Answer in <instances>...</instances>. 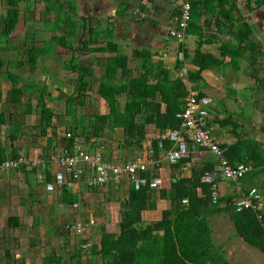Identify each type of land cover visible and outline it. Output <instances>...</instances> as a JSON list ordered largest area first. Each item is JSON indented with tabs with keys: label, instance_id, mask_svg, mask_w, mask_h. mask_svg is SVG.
<instances>
[{
	"label": "crops",
	"instance_id": "obj_1",
	"mask_svg": "<svg viewBox=\"0 0 264 264\" xmlns=\"http://www.w3.org/2000/svg\"><path fill=\"white\" fill-rule=\"evenodd\" d=\"M73 1L74 13L68 19L64 18L68 11L69 15L71 13L67 0L45 1L41 16L36 15L33 0H25L20 4L21 17L16 31L9 39H4L0 34L4 41H11L12 50L20 49L22 53L17 51V54L26 59V62L4 60V52V59L0 58V162L18 157L30 160L44 158L49 162L48 169L43 170L24 166L17 171H0V264H47L49 257H61L70 264L72 256L77 252L74 246L76 235L69 232L68 226L94 219L89 214L88 220H83L86 212L82 211V201L96 200V195L110 190L117 194H107L108 207L106 206L105 211H110L108 215L112 219L105 224L104 229L109 232L113 226L114 212L118 211V216L120 215L117 220L119 224L121 215L127 210L125 207L121 211L119 201L125 202L128 198L131 187L128 180L118 187L97 191L88 189L84 184L65 186L68 194L64 192L65 188L55 192L46 190V182L52 181L55 173L61 170L57 163L58 158L74 150L75 143L66 137L67 128L64 129L63 123L58 121L55 112L57 104L52 102L67 94L74 99V104L92 106L91 110L84 107L88 112L80 116L85 118L83 125L70 129L79 139L83 150L99 153L103 158L117 164L135 158L153 161L148 170L156 171L155 178L163 179L165 185L154 191L157 207L142 213L144 222L160 221L163 212L170 208L171 202L160 196L162 188H170L174 180L190 178L194 172L209 164L214 166L220 200L234 198L235 184L222 177L217 168L218 160L211 153L204 150L193 153L185 159L179 171L174 169V165L167 159V153L173 144L168 141L161 144L160 139L170 129L161 133L154 123H145L147 119L155 118L149 112H142L137 118L139 124L145 123L144 129L137 131L145 134L141 145H137L136 141L128 143V130L114 125L109 104L116 103L114 109L123 114L126 104L134 100L129 80L147 78L149 83L154 84L162 65L171 72L172 78H182L190 94L198 93L213 99L209 124L213 137L221 148L241 141H253L257 144L254 155L258 164L256 166L253 161L244 162L252 166L253 170L240 184L245 192L252 188L258 189L263 197L260 210L264 216V63L260 66L264 62V32L262 40L256 37V42L253 30L254 12L264 14V6L254 7V0H234L233 8L225 6L221 10L216 4L211 6L216 10L210 11L211 7L205 8L200 0H195L200 4L199 22L189 27V33L183 42H178L168 34L169 29L176 25L177 13L173 0ZM59 8L63 13L62 18L65 19L62 22L68 20L74 25L73 31L60 27L62 31H58L57 35L53 24L56 13L61 11H57ZM225 11H229L234 22L226 21ZM5 17L6 14L1 18L3 20L0 24ZM256 23L264 28V17L257 18ZM34 24L43 27L32 30L30 26ZM26 25V31L17 35L19 27ZM242 25L252 28L249 39L253 45L255 43L258 46L256 51L243 50ZM196 32L200 34L197 35ZM56 35L65 36V40L72 45L78 66L90 68L89 75L84 79L86 86L82 87L80 84L77 72L72 73L65 69L72 57V51L53 42ZM29 37H33V43H28L31 39ZM77 38L80 40L78 46L72 43ZM109 43L114 44L110 51H94V48L106 47ZM33 46L47 48V52L39 57L35 66L29 63V50ZM183 46L191 57L200 50L202 54H210L220 62L217 67L202 72L201 84L188 82L187 76L182 75L183 68L181 71L177 69L180 63L178 54L183 53ZM147 53L151 54L148 61L145 60ZM122 55L127 57L128 70H119L115 78H108V60ZM53 64L62 66L61 70L55 72ZM134 70L139 72L138 76H133ZM68 73L75 74L73 95L65 80ZM106 85L122 86L124 91L107 100L100 96V91ZM43 94L45 104L54 113L52 127L45 134L42 132L41 108L38 106ZM165 108L166 105L162 104V113ZM106 117L107 122L104 123ZM87 118H91V121L95 119L97 125L92 126L90 121L87 124ZM79 130L83 133H78ZM125 154L133 155L129 157L124 156ZM70 195L78 199L75 204L68 203ZM222 213L210 215L209 218ZM69 216L74 220H68ZM94 221L96 223L95 219ZM59 229H63L61 234L57 231ZM218 231L223 233L221 227ZM57 232L60 236L59 244L54 235ZM64 232H69L70 240ZM223 249L226 251V247L223 246ZM88 254L81 255V258L76 257L77 262L89 259L93 261V255Z\"/></svg>",
	"mask_w": 264,
	"mask_h": 264
},
{
	"label": "trees",
	"instance_id": "obj_2",
	"mask_svg": "<svg viewBox=\"0 0 264 264\" xmlns=\"http://www.w3.org/2000/svg\"><path fill=\"white\" fill-rule=\"evenodd\" d=\"M25 0H2L6 5V17L0 24V34L5 39H9L16 31L20 22L21 10L20 4ZM152 1V0H151ZM192 5V23L199 22L200 13L198 10L199 2L189 0ZM251 0H248L250 2ZM205 8L216 5L221 10L226 7L233 8L234 0H200ZM70 7L66 13L68 18L74 13V1L67 0ZM264 6V0H255L254 7ZM212 7L210 8L211 11ZM61 10L59 8L57 11ZM214 7L212 11H215ZM60 12L56 13V20L53 24L55 34L62 29L72 30L74 23L62 18ZM227 22H234L229 11H225ZM73 19V18H72ZM197 27V24H195ZM189 27L187 34L189 33ZM243 28V29H242ZM243 31L242 42L243 50L256 51L258 46L253 45L249 39L252 28L242 25ZM73 31V30H72ZM197 35L200 34V32ZM55 36L52 41L60 44L62 48L72 51V57L65 65V69L69 72L79 74V82L82 87L86 86L84 79L89 75L90 68L81 67L76 64V52L72 45L65 40V36ZM246 42V43H245ZM184 45V44H183ZM114 44L109 43L106 47H96L95 52L110 51ZM185 56V62L180 64L178 71L185 65L188 69L187 80L191 83L201 84L203 82L202 72L217 67L220 62L217 58L210 54H202L197 50L193 57L184 48H181ZM47 52V48L33 46L29 50V63L35 66L42 54ZM151 54L145 55L148 61ZM255 63V60H254ZM127 57L122 55L108 60L106 66V75L108 78H115L116 73L121 70H128ZM187 64L189 66H187ZM1 65V63H0ZM163 66V65H162ZM161 66L158 78L155 83H149L147 78L131 79L129 84L133 91L134 100L126 104L123 114L117 113L114 109L116 103H110L112 115L114 117V125L123 127L128 130V143L136 141L137 145H141L145 139V134L137 131L143 130L145 123H154L161 133L167 129L178 130L181 128V120L177 119V114L183 111L185 100L190 95V90L182 80V78H172L171 72ZM122 86L115 87L106 85L101 91L100 96L110 100L111 97L121 94L124 88ZM45 94L42 95L38 102L41 108L42 116V132L46 133L49 127H52L54 117L53 110L48 108L44 102ZM74 99L70 96L67 98V105L71 104ZM162 104L166 105L165 111L162 113ZM70 106V105H69ZM114 109V110H113ZM142 112H149L155 118L147 119L144 124H139L137 118ZM107 122V117L104 123ZM74 134V133H73ZM72 140V139H71ZM156 145L158 143H155ZM257 144L253 141H241L229 147H223L222 150L228 158L230 164L237 165L239 163L257 160L254 150ZM171 147V145H169ZM182 160L174 165V169L180 170ZM214 170L213 165H208L200 171L194 172L190 178H182L176 182H171L170 188H162L160 196L162 199H168L171 206L165 210L162 219L157 222L146 223L143 221L142 213L147 210L156 209V200L154 199V191L149 187H143L136 190L131 183L128 198L124 202L127 210L122 214L119 222V233L105 231L102 233L99 243L93 245L86 241H80L81 244H91L89 249L83 250L93 255V257H101V264H232L227 258V253L223 246L214 244L210 227L209 216L226 213L236 229V234L249 246L259 249L264 254V216L262 211L244 210L237 212L233 205V198L220 200L218 204L212 201V187L202 181L207 171ZM142 176L152 180L157 177V172L147 171ZM217 182V180H216ZM64 192L68 190L64 187ZM97 191V190H96ZM201 191V194H199ZM68 194V193H67ZM78 199H74L73 195L69 196L68 203L75 204ZM183 200H188V204L184 205ZM257 215H261L258 219ZM80 247V245H79ZM76 257L81 258V252H77L72 256L70 264H79ZM47 264H67L61 257H49Z\"/></svg>",
	"mask_w": 264,
	"mask_h": 264
},
{
	"label": "built area",
	"instance_id": "obj_3",
	"mask_svg": "<svg viewBox=\"0 0 264 264\" xmlns=\"http://www.w3.org/2000/svg\"><path fill=\"white\" fill-rule=\"evenodd\" d=\"M174 10L177 13L176 25L168 31L170 38L183 42L186 39L187 29L192 22V5L189 0H173ZM178 61L185 62L184 53L179 52ZM188 68L184 65L182 75L186 76ZM213 99L208 96H201L198 93H191L185 100V107L177 114V119L181 120V128L178 130H168L160 137L161 144L168 141L173 144L167 153V159L171 164H177L188 158L191 154L204 150L214 155L218 160V169L224 179L235 184V194L233 205L237 212L244 210L258 211L262 206L263 197L258 189L252 188L245 192L240 181L249 174L252 166L239 163L230 164L224 151L213 137V132L209 124V111L213 105ZM66 137L75 143L74 150L60 156L57 160L61 170L56 172L50 182H46V190L55 192L62 190L65 186L73 184H84L90 190H102L110 187H118L122 182L128 180L136 190L143 187L157 190L165 185L161 178L152 180L142 176L148 171V166L153 161H146L141 158L131 160L126 163H113L99 153H90L82 149L80 141L70 132ZM49 162L44 158L30 160L25 157L6 159L0 162V171H17L27 166L30 168L48 169ZM202 181L212 187V201L218 204L220 201L219 186L216 182L215 174L207 171ZM183 204H188V200H183ZM261 219V215H257ZM94 219L86 223L76 222L68 226V230L76 236L83 237V234L95 226ZM91 244H81L82 250L89 249Z\"/></svg>",
	"mask_w": 264,
	"mask_h": 264
},
{
	"label": "rangeland",
	"instance_id": "obj_4",
	"mask_svg": "<svg viewBox=\"0 0 264 264\" xmlns=\"http://www.w3.org/2000/svg\"><path fill=\"white\" fill-rule=\"evenodd\" d=\"M45 1H50V0H33V3L35 4V12L37 16H41V14H43L44 11V5L43 3H45ZM255 3V0H254ZM5 3L2 2V0H0V23L2 22L1 18H3V16L6 14V5H4ZM243 4V1H242ZM259 9V8H257ZM256 9V10H257ZM263 11V10H261ZM264 12V11H263ZM75 17V16H74ZM260 17H264V14H258L256 12H254V40L256 42H258V37L260 38V40H262V32H264V28L263 26L260 27L258 23H256V19L260 18ZM72 19V18H71ZM31 29H36V28H42V25H38V24H34L33 26H30ZM260 27V28H259ZM27 25L26 26H20L18 31H17V35H22L25 31H26ZM62 30L60 29L59 32H61ZM84 32L85 29H84ZM257 37V38H256ZM31 37H29L30 39ZM33 38V37H32ZM32 38L30 40H28V43H33ZM79 39H75V41L73 40V44H77V46L79 45ZM10 40L9 41H4L3 38L0 36V58L4 59L2 57V54L4 52V57H6L4 60L8 61H18V60H23V62H26V59H23L20 55L17 54V51L19 53H22V51L20 49H16V50H12V46L10 44ZM3 48V49H2ZM20 48H22V46H20ZM7 61V62H8ZM70 61V60H69ZM262 62L260 64V66H263ZM62 66L60 67L55 66L53 64V69L55 72H57L58 70H61ZM133 76H138L139 72H134L132 73ZM36 78V77H35ZM74 78H75V74H67L65 76V80L67 83V87L70 93H72L73 95V90H74ZM34 79V77H33ZM40 86V85H39ZM42 86H44V84H42ZM70 86V88H69ZM53 92V90L51 91ZM68 94L61 97L60 99H56V100H52V102H54V104H57L55 106V112L56 115L58 117V121H60L62 124V127L66 129L65 134L70 133V129H77L78 126L80 127L81 125H83V119L85 118H81L80 116L84 115L85 113H87L88 111H85L86 109H84V107H89L91 110L90 105L88 106H82V105H78V104H74L75 102L73 101L71 104L67 105V98H68ZM67 107H69V110H67ZM97 107V106H95ZM88 110V108H87ZM89 110V111H90ZM79 117V118H78ZM80 120V121H77ZM93 126H96L97 123L95 122V119H93V121H91V118H87V124L89 123ZM80 132L78 133H83L82 130H79ZM133 154H125L124 156H129L131 157ZM136 159V158H135ZM133 159V160H135ZM94 191V190H93ZM96 191V190H95ZM116 191V190H115ZM103 193V195H102ZM99 195H96V200L95 199H91L92 201H82V211L85 210L86 214H83V220H88L89 214H92L94 216V219L96 220V224L95 226H93L90 230H87L84 234L83 237H79V236H75V240H74V246H75V252H81V255H89L88 252L83 251L79 245H81L80 241H86L89 243H92L93 245H96L97 243H99L100 240V235H102V233H104L105 230L104 226L106 223H110L111 222V216L108 215L110 214V211H105L106 210V206L108 207V198L109 196H107V194L111 195V196H116L117 194L113 191H106V192H102ZM120 204V208L121 211H123L122 209H125L124 206V202L122 200L119 201ZM118 210V208H117ZM121 213V212H120ZM120 217V215L118 216V211L114 212V216H113V226L110 227V232L113 233H119L120 229H119V224L117 223L118 218ZM121 219H122V215H121ZM68 220H74L71 216H69ZM67 222V221H66ZM69 222V221H68ZM84 222V221H83ZM82 222V223H83ZM209 223H210V227L213 231L212 234V238H213V242L214 244L220 246H224L226 247V252H227V257L228 259L233 263V264H264V254L257 248L249 246L248 244H246L237 234H236V229L234 227L233 222L231 221V219L229 218V216L226 213H222L221 215H215L213 217L209 218ZM72 224V223H71ZM70 224V225H71ZM67 225V224H66ZM219 227L222 228L223 233L219 232L218 229ZM58 232L63 231V229H59L57 230ZM57 233H54L58 244H59V240H60V236ZM70 232V231H69ZM69 232L65 233V236L68 240L70 237ZM94 259V260H93ZM91 261L89 260H84L81 263L78 262L79 264H101L102 263V259L101 257H94ZM68 260V259H66Z\"/></svg>",
	"mask_w": 264,
	"mask_h": 264
},
{
	"label": "water",
	"instance_id": "obj_5",
	"mask_svg": "<svg viewBox=\"0 0 264 264\" xmlns=\"http://www.w3.org/2000/svg\"><path fill=\"white\" fill-rule=\"evenodd\" d=\"M180 179V178H179ZM176 180H174V182H175Z\"/></svg>",
	"mask_w": 264,
	"mask_h": 264
}]
</instances>
